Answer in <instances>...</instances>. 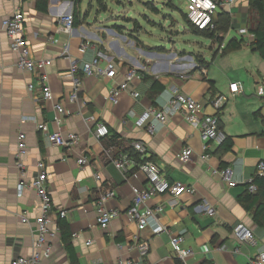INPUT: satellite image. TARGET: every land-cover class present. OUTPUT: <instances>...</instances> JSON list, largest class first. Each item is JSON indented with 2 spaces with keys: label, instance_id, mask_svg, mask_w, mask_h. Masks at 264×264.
Returning a JSON list of instances; mask_svg holds the SVG:
<instances>
[{
  "label": "crops",
  "instance_id": "obj_1",
  "mask_svg": "<svg viewBox=\"0 0 264 264\" xmlns=\"http://www.w3.org/2000/svg\"><path fill=\"white\" fill-rule=\"evenodd\" d=\"M66 1L49 0L48 11L41 12L36 7V0H0V264H11L14 258L32 253L37 233L36 218L41 213V200L34 189L27 188L22 195L18 191L23 178L16 164L21 131L26 133L28 146L24 157V179L32 181L38 174L37 163L44 160L55 210L69 212L67 218L57 219L64 225L66 237L63 238L61 229L53 242V256L46 264H73L72 256L77 264H118V258L122 256L131 257L138 264H179L171 240L172 235L177 234H186L183 247L192 246L196 251L187 259V264H202L207 260L215 264H249L250 259L264 250V226L255 223L252 212L240 198L246 192L248 180L255 175L258 163L264 160V95L258 91L264 80V56L253 44L259 15L251 7L250 0H238L218 8L214 16L218 36L211 38L212 54L207 57L205 52H200V60H205V64H199L200 61L188 55H179L181 51L192 53L193 50L179 48L175 33L169 39L160 38L165 44H171L172 50L151 45L149 39L143 37L147 29L141 23L135 31L130 23H110L116 15L105 16L98 10L93 18L86 11L82 12V22L67 32L60 18L71 10ZM172 1V8L177 9L175 1L178 0ZM182 1L184 17L187 1ZM148 2L151 3L150 0L142 1L145 7ZM19 10L26 14L25 32L33 56L52 60L51 65L38 67L34 73L17 67L16 55L2 27V21ZM168 18L175 24L174 14H169ZM155 23L152 25L158 24ZM241 28H246L248 34H242ZM67 43L70 58L64 54ZM83 43L87 44L86 49L82 48ZM136 51L143 53V57L147 54V60L143 58V61L149 63V69L144 70L141 54ZM98 52H104L120 63L119 75L116 79L82 76L79 100L72 102V61L82 64ZM132 67L138 68L140 76L134 77L131 85L141 92V96L134 98L125 91L114 104L109 99L110 88L124 80V74ZM203 69H206L205 74H202ZM40 74L48 75L52 100L41 98ZM30 82L35 83L32 91L28 88ZM233 83L240 89L235 93L230 90ZM173 88L189 94L201 104L204 113L211 115L218 111L209 97L221 93L228 96L219 117L220 125L232 143L229 149L210 143L207 150L210 156L204 160L200 128L185 120L179 112L169 114L166 124L153 119L156 124L154 135L136 126L137 116L145 109L168 104ZM56 103H62L66 108L60 126L55 122ZM29 116L46 122L52 131L79 133L81 141L76 151L69 152L49 143L36 122L23 121ZM101 122L108 125L110 137L118 134L125 145L135 140L145 141L146 158L155 163L162 176L195 187V193L182 192L177 197L169 193L158 194L149 200L151 206H165L160 220L170 233L154 234L151 227L139 232L136 222L129 216L128 209L134 198L132 186L143 188L146 175L135 169L126 178L105 159L103 144L94 133ZM187 146L192 149L193 160L185 164L179 153ZM80 153L89 159L87 166L77 162ZM227 167L234 171L235 186H229L220 173L212 171ZM96 173L102 175L101 182L96 180ZM110 183L116 195L106 204L120 213L107 228H102L97 220L95 201ZM207 203L215 208L214 216L198 207ZM24 215L28 216V222L22 221ZM241 221L253 229L257 244H242L241 252L235 253L233 250L238 241L233 229ZM137 233L140 239L150 240V251L145 258L140 256L137 248L128 247L134 244ZM88 241L92 243L88 245ZM67 243L71 244V251ZM221 245L226 249H218Z\"/></svg>",
  "mask_w": 264,
  "mask_h": 264
},
{
  "label": "built area",
  "instance_id": "obj_2",
  "mask_svg": "<svg viewBox=\"0 0 264 264\" xmlns=\"http://www.w3.org/2000/svg\"><path fill=\"white\" fill-rule=\"evenodd\" d=\"M187 1V19L198 29L213 31L216 28L214 20L215 13L222 5H232L238 0H186ZM67 6H71L69 13L61 15V21L65 31L70 32L74 25V3L71 0L66 1ZM26 14L24 11H17L12 16L5 18L2 21V27L5 30L12 51L16 55V65L22 70L28 72H36L38 67H47L52 64L51 59L35 58L33 56L31 44L26 36L25 30ZM242 34H248L246 28H241ZM82 48L86 49L87 44L83 43ZM64 54L70 58L69 44L64 45ZM105 61V64L102 63ZM194 66V63H193ZM120 63L114 58L110 57L104 52H98L91 60L84 61L78 64L72 61L70 68V76L72 77V90L70 99L72 102L79 100V90L82 85V76H100L116 79L119 75ZM206 73V69L202 70V74ZM82 74V75H81ZM138 68L132 67L124 74V80L119 81L116 85L112 86L109 91V99L114 103H118L119 97L123 92H129L134 98H140L141 92L131 85V80L134 77H139ZM40 82L38 84L41 92V98L46 100L53 99V90L51 88L48 75L40 74ZM184 77V75H182ZM30 91L35 89V83L30 82L28 85ZM232 93L239 91L237 83L230 85ZM258 91L264 95V80L260 82ZM210 103L218 111L215 114H206L201 107V104L185 92H181L173 88V94L165 107L150 106L145 109L140 115L137 116L135 124L139 128H144L150 135L156 132V124L152 121L156 119L162 124L168 122L169 114L179 112L183 115L184 119L190 122L193 126H197L201 131V138L204 144L205 153L202 155L204 160L209 158L207 150L210 143L221 144L226 139L225 131L220 127L219 112L228 101V96L221 93L209 97ZM57 112L56 124L60 126L64 122L66 115V108L62 103L55 104ZM31 120L37 123L40 131L44 132L47 141L51 144L64 147L67 151H76L77 145L81 141V135L77 132L71 131L64 133L60 129L50 130L46 122H41L36 116H29L23 118V121ZM95 136L101 140L103 144V154L106 160L112 162L124 176L131 173L132 170H141L146 175V184L143 188L132 186L134 191V198L131 206L128 209L129 216L136 222L139 232L146 227H151L154 234L169 232L170 229L164 225L160 216L165 211L163 204L156 206L149 205V200L158 194L169 193L173 197L179 196L182 192L195 193L196 189L192 185H187L182 181H170L162 176L155 163L146 158L148 147L143 140H135L128 143V146L133 151L137 152L140 157L119 149L117 144L108 142L110 136V129L104 122L98 123L95 130ZM26 133L21 131L18 135V151L16 153V164L21 170L23 177L19 183L18 191L22 195L27 188L34 189L41 200V213L36 218V239L33 251L29 256H18L11 261V264H46L53 256L54 240L61 232V226L57 219L67 218L69 212L65 209L55 210L54 199L52 191L48 185V169L44 160L37 163L38 174L32 181L24 179L26 173V164L24 157L27 153L28 146L26 142ZM179 158L186 164L193 160L192 149L185 147L179 153ZM68 159V156H67ZM77 162L81 166H87L89 159L80 153L77 156ZM213 172L221 174L223 180L227 181L229 186H235L237 181L234 179V171L232 168L213 169ZM256 177H264V160H261L257 165V170L254 176L248 180V189L250 192L258 190L257 184L254 182ZM98 182L102 181L100 173L95 174ZM116 195L115 189L111 183L99 195L95 201L97 220L102 228H107L111 221L120 213L118 209H109L107 201ZM203 208L205 213L210 216L216 214L215 208L211 204L199 205ZM23 222H28V216L22 217ZM234 236L238 241V245L234 248L233 252L240 253L241 245L251 243L257 244V239L253 229L246 225L244 222H238L233 229ZM76 235V234H75ZM186 239V234L172 235L171 240L174 247V256L179 260V264H187V259L196 254L192 246L183 247ZM88 241L87 244H91ZM121 245V244H119ZM122 246V245H121ZM129 249L137 248L140 256L145 258L150 251V240L140 239V234L135 235L134 244H130ZM218 249H226L225 245L218 246ZM118 264H138V261L131 257H120L117 261ZM202 264H215L209 260ZM249 264H264V250L258 256L249 260Z\"/></svg>",
  "mask_w": 264,
  "mask_h": 264
},
{
  "label": "rangeland",
  "instance_id": "obj_3",
  "mask_svg": "<svg viewBox=\"0 0 264 264\" xmlns=\"http://www.w3.org/2000/svg\"><path fill=\"white\" fill-rule=\"evenodd\" d=\"M142 1L147 0H104L107 6V9H105L104 5L98 0H83L80 9H82L81 13L86 11L87 15L90 14L91 18L95 16L97 10L99 14L102 12L105 16L112 17V15H116L110 23H117L119 25L130 23L129 26L135 29V31L141 23L147 29L143 37L149 39L151 45L166 46L169 50H172V45L165 44L160 38L165 37L169 39L171 34L175 33L174 39H176V44L179 48L193 50L192 53L186 50L181 51L179 55H188L187 57H192L195 61H199L202 57L200 52L203 51L207 54V57H210V54H212L210 49L212 47V39L192 30V26L187 23L185 16L183 17L182 15V11L185 8L182 0L175 1L178 5L177 9L172 8V0H150L151 3L148 2L146 5L147 9ZM109 7L110 9L108 10ZM169 14H174L175 24L170 23L171 18H168ZM155 22L158 24L153 26L152 24H156ZM164 25L166 26V30L163 29ZM138 46H141V44ZM157 51L160 50L157 49ZM138 53L141 54L140 63L144 65V70L149 69V63L143 61V58L147 60V54H144L143 57V53Z\"/></svg>",
  "mask_w": 264,
  "mask_h": 264
},
{
  "label": "trees",
  "instance_id": "obj_4",
  "mask_svg": "<svg viewBox=\"0 0 264 264\" xmlns=\"http://www.w3.org/2000/svg\"><path fill=\"white\" fill-rule=\"evenodd\" d=\"M71 1H73V3H74V25H79L82 22L81 12H80L79 7H80L81 3L83 2V0H71ZM98 1L104 5L105 9H107V6H106V3L104 2V0H98ZM250 5L253 9H255L257 11V13L259 15L258 24H257L256 28L254 29L256 38H255V41L253 42V44L256 48H258L260 50L261 54L264 56V0H250ZM36 7L41 12H47L48 7H49V0H36ZM184 16H185V19L187 20V23H189L192 26L191 28L194 32H197L199 34H203V35L210 37V38H216L218 36L217 24H216L215 30H213V31L201 30V29H198L195 26H193L188 21L186 14H184ZM199 61H200V62H198L199 64H201V63L205 64L206 63L205 60H203V62H201V60H199ZM220 127L222 128L221 125H220ZM108 142L117 144L119 149L124 150V151H128V152L140 157V155H138L137 152L133 151L131 147H129L128 145H125L124 142L121 139H119L118 134H113V135H111V137L109 136ZM231 145H232V143L230 142L228 136H226V139L223 141V143L220 144V146H226V149H229L231 147ZM254 182L258 186V190L256 192H250L248 189V185H247V189H246L245 194L242 195L240 198L243 201V203L245 204L246 209L249 210L250 212H252L253 219H254L255 223L258 224L259 226L263 227L264 226V177H256ZM60 225H61V229L63 230V232H62L63 238H65L66 237V229H65L64 225H62L61 222H60ZM67 248L69 250L71 249L70 243H67ZM72 263L77 264L76 259L73 256H72Z\"/></svg>",
  "mask_w": 264,
  "mask_h": 264
}]
</instances>
